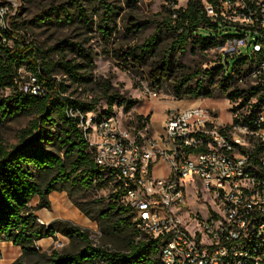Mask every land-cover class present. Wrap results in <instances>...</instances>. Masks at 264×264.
<instances>
[{
    "label": "trees",
    "instance_id": "16d2710c",
    "mask_svg": "<svg viewBox=\"0 0 264 264\" xmlns=\"http://www.w3.org/2000/svg\"><path fill=\"white\" fill-rule=\"evenodd\" d=\"M90 1L94 6L93 14L98 19L95 27L108 41L114 29L110 23L115 11L105 0ZM175 5V0H172L164 7L161 18L155 22V31L137 46L138 53L134 49L125 50L121 56V59H129L137 66L145 65L147 59L156 53L162 32L171 35V41L159 51L157 62L150 65L154 66L148 71L151 88H158L169 80L175 65V54L181 55L189 44L203 52L221 46L227 38L237 35L223 33L221 25L207 15L202 0H187L184 6ZM70 6L84 25L93 24L81 0L51 4L37 15V19L39 23L51 20L69 23L72 20ZM129 24L130 33H138L143 28L137 21ZM13 27L16 25L13 24ZM58 43L59 50H73L87 59L91 66V54L79 44L66 39ZM230 57H235L231 67L227 57L220 56L214 66L197 69L179 78L171 91L177 98L198 99L215 97L213 89L216 88L231 102L238 100V104L230 110L246 105L254 113L264 105V88L240 87L238 79L249 66L251 58L247 55ZM82 66L64 56L51 61L47 51L26 42L21 36H14L0 24V88L10 89L8 95L0 97V120L20 115L31 117L27 125L19 130L14 144L7 146L0 141V242L11 241L20 247L22 253H28L33 250L36 240L53 236L59 231L70 239L78 238L83 243L82 247L71 252H53L47 263L33 264H162L160 241L134 228L131 212L122 201L123 186L96 164L94 151L78 126L79 117L74 113H96L98 100L84 102L71 97L66 94V84L53 76L55 67H58L74 81L85 80L86 77L79 73ZM19 69L36 78L41 89L39 94L19 89ZM104 98L107 107L101 113H110L113 105L127 110L138 102L117 92L105 93ZM247 118L248 115L244 114L242 120ZM135 119L138 127L149 124V115H136ZM237 120L233 119L234 122ZM107 187L110 193L106 203L102 202L103 199L91 202L94 215L76 201L72 202L91 218L107 221L102 230L109 236H127L124 251L93 246L87 235L68 221L54 220L48 226L36 221L34 211L50 206L48 195L52 191H65L68 197H72L75 191L103 190ZM35 197L37 201L31 206L30 202Z\"/></svg>",
    "mask_w": 264,
    "mask_h": 264
},
{
    "label": "built area",
    "instance_id": "2783aa9c",
    "mask_svg": "<svg viewBox=\"0 0 264 264\" xmlns=\"http://www.w3.org/2000/svg\"><path fill=\"white\" fill-rule=\"evenodd\" d=\"M202 1L223 33L230 27L237 33L218 46L221 57L251 58L239 83L264 88V0ZM4 13L0 6V24ZM18 85L41 92L34 76ZM237 104L230 101L229 110ZM116 110L74 115L96 164L123 186L134 228L160 241L161 263L264 264V105L254 113L246 105L230 110L232 122L224 123L190 104L167 111L160 133L149 124L138 127L136 119L124 123ZM161 161L166 175L155 176ZM198 184L202 195L193 194L194 210L189 188Z\"/></svg>",
    "mask_w": 264,
    "mask_h": 264
},
{
    "label": "rangeland",
    "instance_id": "374dc122",
    "mask_svg": "<svg viewBox=\"0 0 264 264\" xmlns=\"http://www.w3.org/2000/svg\"><path fill=\"white\" fill-rule=\"evenodd\" d=\"M67 0H0V6L4 9V19L1 27L8 29L16 37H23L26 42L36 44L43 51H47L51 61H57L61 56L70 59L75 63L83 65L79 73L86 77L85 80L74 81L55 67L54 77L57 81L66 84V94L80 101L90 102L97 99L96 114L102 112L106 107L105 93L117 92L126 98L137 99L138 102L130 109H123L122 106H112V110L122 111L123 122L130 123L136 115H149V131L160 133L162 119L167 111L176 108H183L190 104H199L201 107L212 111L219 121L224 123L232 122V114L229 110L230 101L217 89H213L215 97L190 99L186 97L177 98L171 91V87L179 78L190 74L197 69H206L215 65V61L221 56L219 47L211 48L201 52L195 45L189 44L184 52L175 54V65L171 76L167 82H163L158 88H151L149 85V69L154 66L162 50L170 41L171 35L165 32L157 51L149 57L145 65L137 66L131 60H123L121 56L123 51L138 50L137 46L142 44L155 31V22L161 18L164 7L170 5L172 0H105L110 3L115 11L111 18V27L113 32L111 39L106 41L95 27L97 16L93 14L94 6L90 0H81L86 14L91 17L93 24L84 25L75 9L70 6L72 20L69 23H57L54 20L39 23L37 15L41 14L51 4L62 3ZM187 0H175V6H184ZM92 13V15H91ZM139 22L143 28L138 33H130L129 27L132 22ZM16 25V27H13ZM229 33H236L234 28H229ZM66 39L67 41L79 44L83 49L91 54V66L87 59L79 56L70 49H58V42ZM11 43V42H10ZM52 48V49H51ZM138 53V52H136ZM235 57H227L226 60L231 67ZM19 84H28L31 74L24 70H18ZM88 77V78H87ZM249 81L239 83L240 87H247ZM155 91V95L151 94ZM10 92L8 88H0V97H5ZM30 116H16L11 119L0 120V141L7 146L14 144L17 140L18 132L27 125ZM152 127H151V124ZM167 169L164 162H159L153 168V175L164 176ZM200 185L189 188L191 207L198 210V206L192 202L193 194L197 191L201 196ZM110 189L89 190L74 192L72 197H68L65 191H53L50 206L43 207L52 218L44 220L38 217L47 226L54 220L68 221L71 225L83 231L93 246L108 248L111 250L124 251L127 242V236L115 235L109 236L102 228L107 221L102 219H93L89 215L81 212L72 202L84 206L94 215L92 201L103 199V203L108 201ZM32 199L31 205L34 206ZM39 210V209H37ZM36 211V210H35ZM60 239L63 242L61 247H55L54 241ZM38 246V248L35 247ZM83 243L78 238L70 239L61 232L57 231L53 236H46L36 240L33 244V250L28 253H22L19 246L11 241L0 242V264H33L35 262L47 263L48 258L53 252H71L81 248Z\"/></svg>",
    "mask_w": 264,
    "mask_h": 264
},
{
    "label": "crops",
    "instance_id": "0c3cea01",
    "mask_svg": "<svg viewBox=\"0 0 264 264\" xmlns=\"http://www.w3.org/2000/svg\"><path fill=\"white\" fill-rule=\"evenodd\" d=\"M150 124H151V121H150ZM151 127H152V124H151ZM152 132L153 133H156V132H154L153 127H152ZM52 194H53V191L50 192L49 195H48V197L50 198V200L52 199ZM36 201H37V198H36V200H34V204L36 203ZM30 205H31V202H30ZM34 214L36 215V217H43L44 220H47V221L52 218V216L48 212H46L45 209L36 210V211H34Z\"/></svg>",
    "mask_w": 264,
    "mask_h": 264
}]
</instances>
